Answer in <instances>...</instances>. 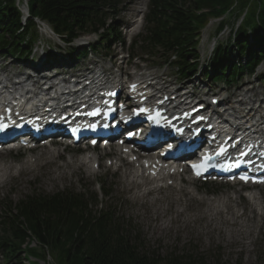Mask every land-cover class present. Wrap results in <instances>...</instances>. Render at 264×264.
<instances>
[{"label":"rangeland","instance_id":"obj_1","mask_svg":"<svg viewBox=\"0 0 264 264\" xmlns=\"http://www.w3.org/2000/svg\"><path fill=\"white\" fill-rule=\"evenodd\" d=\"M26 2L27 0H21L20 8H26ZM147 3L148 0H116L114 6L106 8L108 26L117 28L124 21L131 26L128 28L129 32L126 31L127 28L119 27L118 29L122 31L121 34L126 36L127 46L144 26V22L141 23L140 18L147 11ZM237 4L230 16L231 25H227L222 32L217 34L220 18L211 20L203 30L199 46L200 53L204 57L210 53L216 42H226L230 36L232 25L240 24L247 13L251 16L255 8V3L252 1L244 4L238 1ZM236 11L238 14L234 17ZM39 31L40 40L35 46L39 47V52L35 48L38 57L43 56L44 52L41 50L47 47L48 41L50 46L53 43L56 44L52 47L54 53L64 56V59L59 58L58 60L62 70L78 71L88 67L89 59H86L77 69L66 64L68 60L65 56L69 52L66 46L57 38L48 37L43 29ZM91 38L95 41L93 37ZM113 50L117 53V59L121 53L124 56L127 55V47L120 50V47L117 46ZM38 57H33L34 63H39ZM4 58H7V61ZM142 59L146 61L136 59L131 62L132 65H137L142 69L139 73L146 70L161 78L168 77L171 87L186 85L188 88L191 87V91H199L204 88L208 91L212 89V93L214 91L220 95L234 93L236 96L234 101L243 99L241 94L247 91L249 100L258 101L264 98V80L260 78L264 74V64L262 68H258L255 75L245 76L238 85L229 87L222 81L210 83L203 79L202 75H196L181 82L172 76V69L157 67L161 60L146 56H142ZM111 61L114 59L107 58L105 64L110 65ZM0 63L6 68L4 73L25 75L31 72L36 73L32 66L26 65L27 62L19 61L10 55L6 56L5 51L0 52ZM130 72L132 71L130 70ZM58 151L63 153L62 158L61 153L54 154L49 150L42 153L41 149L33 154L27 152L0 154V168L7 167L3 173L5 176L0 178V210L5 202L12 201L16 204L33 192L45 194L62 190H70L75 193L87 192V196L93 199L89 206L90 210L98 209L111 213L119 233L127 237V240L135 245L141 254L160 259L178 256L181 258V262L190 264H264V218L257 215V210H254L255 202L249 201V194L243 193L244 191L240 192L241 187L221 186L222 188L218 192L213 191L215 194L210 195L201 189L199 182L186 181L180 184L178 181L172 188L151 192L147 197V202L142 203V199L135 200L138 192L132 191L139 186H133V189H130L132 186L129 181L128 189L130 191L125 190L128 185L122 179V172L125 169L114 174L116 167L108 168V161L117 157L116 149L96 151V155L113 151L110 156L102 159V166L97 170L98 172H94L91 167L84 165L81 162L82 158L74 149L68 148L67 151H64L61 147ZM51 158L57 160L52 162ZM35 159L37 162H34ZM8 167H11L10 172H8ZM8 173L11 174L9 177L6 175ZM13 175L14 177H12ZM185 178L188 179V176ZM180 188L184 189V193L180 191ZM227 189H232L229 195L221 193L216 196V193L224 192ZM255 193L258 194V191L253 194ZM153 197H159L161 200L152 204L150 202ZM218 199L228 201L229 205L226 202V206L232 213L234 208L237 212L245 214L233 217L224 213L228 222L221 224L219 218L210 217L213 211H209L208 207L211 202L216 205ZM185 207L186 210L182 211ZM160 224L168 225V228H159ZM246 230L249 232L247 233ZM36 247L38 246L36 245ZM37 249L39 250V248ZM41 252H43V256L38 259L28 257L27 253H22L15 258H6L3 251L0 250V264H57L56 251L44 249Z\"/></svg>","mask_w":264,"mask_h":264},{"label":"trees","instance_id":"obj_2","mask_svg":"<svg viewBox=\"0 0 264 264\" xmlns=\"http://www.w3.org/2000/svg\"><path fill=\"white\" fill-rule=\"evenodd\" d=\"M238 1L255 3L253 13L251 16L247 13L237 26L232 25L227 41L218 43L202 66L197 52L202 29L210 17H215L221 18L217 34L222 32L231 25L230 16ZM28 2L32 18L23 24L15 0H0V51L23 60L30 56L34 17L47 20L68 43L80 33L104 28L106 8L114 6L116 0ZM237 14L236 11L234 17ZM145 20L144 33L136 38L133 49L138 47L151 55L166 56L165 64L176 69L181 79L190 78L201 69L208 81L231 84L252 75L264 60V0H151ZM117 40L124 43L113 26L92 47H102L107 53ZM87 52V48L73 50L68 60L74 62ZM89 206L86 194L72 191L32 194L15 206L7 203L2 216L0 249L7 258L22 253L41 258L42 250H54L57 264H190L181 262L178 256L160 259L139 253L119 233L111 213L92 211ZM35 242L40 251L33 248Z\"/></svg>","mask_w":264,"mask_h":264},{"label":"bare ground","instance_id":"obj_3","mask_svg":"<svg viewBox=\"0 0 264 264\" xmlns=\"http://www.w3.org/2000/svg\"><path fill=\"white\" fill-rule=\"evenodd\" d=\"M40 69V68H39ZM13 78H10V80H12ZM160 83L159 82H157L156 84H155V87L157 86L158 87V85H159ZM60 87V89H61V86H59ZM17 88V87H16ZM18 94H22L24 97H27L28 98V96L26 95V94H23L21 91H20V93H18ZM26 95V96H25ZM7 96H10V95H7ZM16 96H17V94H16ZM7 99V98H6ZM6 99H4L3 98V100L4 101H7ZM3 100H1V101H3ZM3 101V102H4ZM242 101V103H240L241 105H243V104H247V103H249V101L248 100H245V99H243V100H241ZM240 105V106H241ZM262 107H260V108H258V109H260V110H262L261 109ZM263 110H264V108H263ZM244 117V116H243ZM54 152V154H56V152L55 151H50V153H53ZM58 154H60V153H58ZM99 159H100V157H99ZM97 161H98V158L97 157H95V158H92V157H84L83 158V160H82V163L84 164V165H86V166H88V167H92L93 165H94V163H97ZM91 163H92V165H91ZM70 164V163H69ZM113 165H115V166H118V161H116L115 163H113ZM132 165H133V170H134V176L132 175V177H131V180H129L130 181V185L132 186V187H130V189H133V186H140L141 185V188H143L145 185H146V182H147V179H146V175L147 174H156V177L153 179V181L151 182V183H153V184H156V186H155V188H158L159 187V185H161L162 183L161 182H163V183H166L167 185H170V184H172V182H173V178L170 176V174H171V171H170V169H167L165 166H161L158 162H154V161H148V160H146V161H144V162H139V163H137V162H133L132 163ZM6 168L7 167H2V168H0V178L1 177H4L5 175L3 174L4 172H5V170H6ZM10 167H8V169H9ZM118 168V167H117ZM119 169V168H118ZM8 172H10V171H8ZM117 173V172H116ZM173 174V173H172ZM8 177L11 175L10 173H8V174H6ZM160 187H162V186H160ZM136 188H138V187H136ZM151 187L150 188H145V191L143 192L141 189L140 190H138L139 191V194H137L136 196H135V199L137 200V199H142V203H146L147 202V197H149V195L151 194ZM183 190V189H182ZM184 191V190H183ZM141 196V197H137V196ZM251 198H253V199H255V197L252 195L251 196ZM157 200H161V198H159V197H153V200H151V202L150 203H152V204H156L157 203ZM219 204L218 205H214V203H209V211H213L212 212V214H211V218L213 217V218H219V221H220V223L222 224V223H227L228 222V219H226L225 218V215H224V213H227L228 215H230V216H233V217H236V215H238L239 214V216L240 215H244L245 213H239V212H237L234 208H233V213L228 209V207L226 206V202L225 201H220V202H218ZM228 203V202H227ZM214 205V206H213ZM228 205H229V203H228ZM154 206V205H153ZM259 208V217L260 218H263L264 217V212H263V209H264V203H262V202H259L258 204H257V206H255V209H258ZM184 210H186V207L182 210V211H184ZM182 213V212H181ZM179 215H181V214H179ZM178 215V216H179ZM210 218V219H211ZM234 219V218H233ZM177 221V220H176ZM195 221V220H194ZM200 221V220H199ZM159 228H168V225L166 226H164L163 224H160V226H159ZM229 232V231H228ZM233 232V231H232ZM246 232L248 233L249 231L248 230H246Z\"/></svg>","mask_w":264,"mask_h":264}]
</instances>
